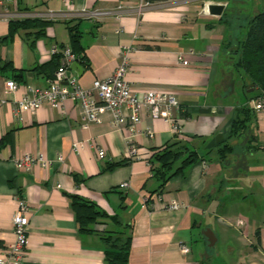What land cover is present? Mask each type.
<instances>
[{"label":"crops","instance_id":"1","mask_svg":"<svg viewBox=\"0 0 264 264\" xmlns=\"http://www.w3.org/2000/svg\"><path fill=\"white\" fill-rule=\"evenodd\" d=\"M67 1L0 0V253L13 241L12 216L21 195L29 206L23 264H107L101 235L115 230L131 236L126 264H205L213 247L231 264H264V111H254L249 146L230 137L235 109L261 90L236 68V46L225 45L243 34L247 18L264 9V0H156L141 13L132 10L139 0ZM209 2L225 3L221 15L204 10ZM118 5L123 10L107 15L81 13ZM50 10L64 13L42 33L29 27L9 35V22L25 19L20 14ZM72 25L84 58L74 69L71 62L68 73L79 85L108 77L122 48L132 46L126 74L131 91L158 88L178 100L171 121L177 130L142 107L134 137L141 158L129 157L125 131L113 126L109 112L84 128L69 99L58 108L44 102L33 111L16 110L26 84L45 87L52 79L49 65L41 67L51 60L53 45L70 47ZM8 80H14V89L6 87ZM175 141L186 142L199 159L157 194L148 158L153 148ZM76 142L81 145L73 149ZM225 144L237 149L221 161L217 150ZM98 148L104 150L101 157ZM39 151L63 160L29 168L13 162ZM120 159L130 162L102 171ZM123 182L127 186L121 187ZM71 194L94 202L107 217L80 229ZM170 199L187 208L166 209ZM181 245L189 251L183 253Z\"/></svg>","mask_w":264,"mask_h":264},{"label":"built area","instance_id":"2","mask_svg":"<svg viewBox=\"0 0 264 264\" xmlns=\"http://www.w3.org/2000/svg\"><path fill=\"white\" fill-rule=\"evenodd\" d=\"M66 3L67 0H64ZM156 0H139L138 4L132 8L136 13H141L144 8L152 5ZM211 4V2H209ZM209 3L204 5L207 11ZM222 3V2H216ZM223 4H225L223 2ZM123 10V5H118L114 10H101L87 12L82 10V14L102 16ZM64 12H26L20 14L24 18H40L45 20H55ZM132 46H124L120 53V60L113 72L106 78L96 79L90 87H82L78 84L75 76L68 73L70 63L76 60L68 46L59 48L57 45L51 47L52 54L60 53V62L54 71L52 79L45 87H37L30 84L25 85V91L17 101L16 110L23 109L36 110L44 102L53 108L61 107L67 99L77 105L82 126L86 128L90 123L101 121V114L109 112L112 115V123L115 128H121L125 131V140L128 146V154L131 159H139L141 155L134 144L136 135V126L141 121L140 111L142 107L149 110L152 118H161L164 121L171 122L173 112L179 107L178 100L172 94L158 89L149 88L142 92H132L129 81L126 78L129 64V52ZM181 64L186 65L188 61L181 55L178 57ZM9 90L15 88L14 80H8L5 83ZM246 105L253 111H264V90H261L257 96L250 98ZM126 122L124 125L123 123ZM173 129L177 130L176 123H172ZM148 136L152 135V130L145 127ZM81 142L73 144V149L79 148ZM97 155L103 156L104 150L97 149ZM62 156H57L56 160H51L42 152L24 153L15 156L13 162L17 168H29L31 165L38 164L42 167H50L53 162H62ZM206 165V162H202ZM121 187L127 186L126 182L120 184ZM168 210L186 209L187 205L179 200L170 199L164 205ZM29 206L26 199L21 195H16V208L12 216L13 241L0 253V264H23L25 248L28 244L29 230ZM241 220L236 221L237 225ZM183 253L189 251L185 245L180 247Z\"/></svg>","mask_w":264,"mask_h":264},{"label":"trees","instance_id":"3","mask_svg":"<svg viewBox=\"0 0 264 264\" xmlns=\"http://www.w3.org/2000/svg\"><path fill=\"white\" fill-rule=\"evenodd\" d=\"M222 15V19H224ZM52 20L40 18H25L21 20H12L9 22V35H12L20 28L38 27V34ZM244 32L241 36L235 37L226 46H236L235 66L242 70L250 79L252 84L259 90H264V9L256 12L247 18L243 25ZM70 36V50L76 56L78 62H83V54L79 52L83 48L80 45V34L74 25L68 26ZM64 46H61V48ZM60 53L52 54L51 60L41 68L49 65L52 73L56 70L60 62ZM7 66V65H6ZM255 124L254 111L245 105H240L235 109V115L231 119L230 137H236L247 140V146L252 141L249 135L250 130ZM255 138V137H254ZM237 147L230 144L222 145L218 148L219 158L225 160L228 152H234ZM199 159L197 152L186 142L180 141L166 143L160 147L153 148V152L148 158L152 175L159 182L158 188L154 191L160 194L165 184L175 175L184 172L186 167ZM129 159H120L114 162H108L102 171H112L113 169L127 165ZM70 207L75 215V220L80 229L89 230L88 225L96 221L98 217H107L105 212L99 210L95 203L79 195H68ZM111 218L116 219L115 216ZM105 243V261L107 264H126L129 257L131 236L124 230L105 231L101 235Z\"/></svg>","mask_w":264,"mask_h":264},{"label":"rangeland","instance_id":"4","mask_svg":"<svg viewBox=\"0 0 264 264\" xmlns=\"http://www.w3.org/2000/svg\"><path fill=\"white\" fill-rule=\"evenodd\" d=\"M247 211H248V214H250L253 211L256 212V208L254 207V209L251 208L250 210H247ZM244 225H245V221L242 220L241 224L238 226H240V228H242V227H244ZM209 250H210L209 251V258H208V260L206 259L207 263H205V264H231L230 263L231 260L229 258H227V257L224 258L223 256L218 255V252L216 251L215 247H213ZM212 261H214V263H212Z\"/></svg>","mask_w":264,"mask_h":264},{"label":"water","instance_id":"5","mask_svg":"<svg viewBox=\"0 0 264 264\" xmlns=\"http://www.w3.org/2000/svg\"><path fill=\"white\" fill-rule=\"evenodd\" d=\"M224 6L225 5L223 3H211L208 5V11L213 15H221ZM70 67L73 69L79 67L78 61L77 60L72 61ZM209 240L211 241V239Z\"/></svg>","mask_w":264,"mask_h":264}]
</instances>
